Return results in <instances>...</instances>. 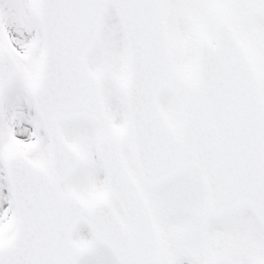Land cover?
<instances>
[{
    "label": "snow or ice",
    "instance_id": "1",
    "mask_svg": "<svg viewBox=\"0 0 264 264\" xmlns=\"http://www.w3.org/2000/svg\"><path fill=\"white\" fill-rule=\"evenodd\" d=\"M0 264H264V0H0Z\"/></svg>",
    "mask_w": 264,
    "mask_h": 264
}]
</instances>
